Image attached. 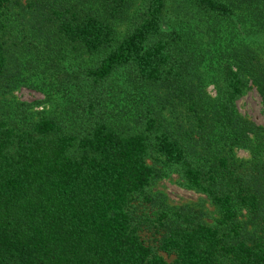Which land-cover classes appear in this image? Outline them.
Masks as SVG:
<instances>
[{"label":"trees","instance_id":"16d2710c","mask_svg":"<svg viewBox=\"0 0 264 264\" xmlns=\"http://www.w3.org/2000/svg\"><path fill=\"white\" fill-rule=\"evenodd\" d=\"M166 1L143 0L119 35L128 0H0V91L17 4L32 29L96 57L76 77L99 97L75 120L0 102V264H264V122L235 104L252 84L264 113V0H181L173 18ZM196 39L219 46L215 96ZM114 77L143 87L135 129L105 113ZM173 172L215 205L211 222L152 191Z\"/></svg>","mask_w":264,"mask_h":264},{"label":"rangeland","instance_id":"374dc122","mask_svg":"<svg viewBox=\"0 0 264 264\" xmlns=\"http://www.w3.org/2000/svg\"><path fill=\"white\" fill-rule=\"evenodd\" d=\"M142 1L128 0L126 17L118 20L115 25L119 35L127 28L130 22L129 18L138 10ZM20 3L24 4L25 0H20ZM186 7L189 10L187 4L181 0L166 1L167 15L171 18L174 17L175 8L186 11ZM6 22L7 46L11 53L9 74L15 77L10 87L0 91V102L2 101L4 107L15 102H24L29 104L27 115L30 117L68 114L67 116H71L75 120L80 118L82 110H87L89 102L97 100L94 103V108L99 106V97L89 99L91 97L89 94L93 90L84 92L79 89L83 78L78 81L79 78L76 77L83 72L82 70L88 64L94 63L96 57H90L78 49L72 50L69 45L61 44L54 38L47 37L43 32L40 33L37 29H32L30 11L17 4H14L7 13ZM203 37L206 38V35ZM192 45L196 47L195 49L206 50V58L198 69L203 76L204 90L211 96H215L222 84L221 72L216 62L217 56H213L219 46L213 41H206V39L193 40ZM220 47L222 48L221 45ZM112 85V89H109V98L106 101V115L111 111L110 120L114 125L135 129L134 117L143 113L142 107H145V103L142 101L143 87L139 85L125 86L122 77H114ZM151 92L154 95L160 93L155 89H151ZM155 102L156 96L154 102H151L156 107ZM235 104L243 116L258 124L264 122L260 96L252 84L243 90ZM99 110H102L101 106ZM163 112L170 119L167 109H163ZM17 115L22 114L20 112ZM237 155L246 158L248 152L239 149ZM151 189L154 192L162 193L171 205L187 204L199 210L206 222H211L218 214L215 205L206 195L183 185L176 172L158 180ZM166 258L170 260L171 256H166Z\"/></svg>","mask_w":264,"mask_h":264}]
</instances>
